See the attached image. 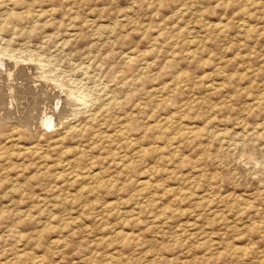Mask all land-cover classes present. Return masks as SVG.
Returning <instances> with one entry per match:
<instances>
[{
  "label": "rangeland",
  "instance_id": "1",
  "mask_svg": "<svg viewBox=\"0 0 264 264\" xmlns=\"http://www.w3.org/2000/svg\"><path fill=\"white\" fill-rule=\"evenodd\" d=\"M0 60V264H264V0H0Z\"/></svg>",
  "mask_w": 264,
  "mask_h": 264
},
{
  "label": "bare ground",
  "instance_id": "2",
  "mask_svg": "<svg viewBox=\"0 0 264 264\" xmlns=\"http://www.w3.org/2000/svg\"><path fill=\"white\" fill-rule=\"evenodd\" d=\"M242 24V23H241ZM107 27V26H106ZM99 28V27H98ZM155 41V40H154ZM153 44H154V42H153ZM192 51V50H191ZM188 53H189V51H188ZM131 57V56H130ZM0 61H2V60H0ZM2 62H4V61H2ZM8 62V61H7ZM6 62V63H7ZM18 63V62H17ZM4 65H5V67L6 66H8V65H6L5 64V62L3 63ZM8 64V63H7ZM10 65V64H9ZM28 67V66H27ZM4 68V67H3ZM13 68V67H12ZM20 68V67H19ZM11 69V68H10ZM15 69V68H14ZM18 69V68H17ZM16 69V70H17ZM24 69H25V67H24ZM18 70H21V69H18ZM8 71H10V70H8ZM7 71V72H8ZM11 72V71H10ZM13 72V71H12ZM14 74V73H13ZM9 75H11V74H9ZM16 77V76H15ZM27 79V78H26ZM6 83V82H5ZM48 83V82H47ZM8 84V83H7ZM9 84H10V82H9ZM4 85V84H3ZM14 87H16V86H14ZM36 88H38V87H36ZM17 92V91H16ZM0 94H2V92H1V90H0ZM3 95L5 96V98L6 99H8V102L11 104V105H15V101H17V99H20V98H22L23 96L22 95H24V93H13V91H9V92H4L3 93ZM3 98V97H2ZM1 98V99H2ZM59 99H58V102L60 101V103L61 102H63V99L64 98H62V97H58ZM28 99V98H27ZM38 99V98H37ZM5 100V99H4ZM33 100V99H32ZM31 100V101H32ZM4 103H5V101H3ZM7 102V101H6ZM36 102V101H35ZM34 102V104H37V103H35ZM57 102V101H56ZM18 103V102H17ZM42 103V102H41ZM50 103V102H49ZM60 103H54L55 105L53 106V107H55V108H57V104H58V106H59V108H60V106H61V104ZM24 104V103H23ZM32 104V103H31ZM60 104V105H59ZM39 105V104H38ZM4 106V105H3ZM18 106V105H17ZM21 106V105H20ZM23 106V105H22ZM28 106V105H27ZM26 106V107H27ZM30 107V106H29ZM36 107V106H35ZM10 108H11V106H10ZM24 108V107H23ZM6 109V108H5ZM4 109V110H5ZM9 109V108H8ZM14 109H16V106H15V108ZM30 109V108H29ZM9 110H11V109H9ZM22 110V109H21ZM6 111H8L7 109H6ZM17 111V110H16ZM20 111V110H19ZM53 112L54 110H53V108L52 107H43V116L42 115H40V116H42V120H41V124L42 125H45V124H51L52 126H54V124L55 123H57V117L55 116V113L53 112V118H52V121H50V119L47 117V115H49V114H47L48 112L50 113V112ZM1 112V111H0ZM3 112V111H2ZM9 112V111H8ZM21 112V111H20ZM40 112V111H39ZM38 112V113H39ZM59 112H60V110H59ZM4 113H6V112H4ZM14 113V112H13ZM23 113V112H22ZM35 113V112H34ZM0 114H2V113H0ZM8 114V113H7ZM16 114H17V112H16ZM15 114V115H16ZM25 114H27V112L25 113ZM29 114V113H28ZM47 114V115H46ZM52 114V113H51ZM57 114V113H56ZM61 114V113H60ZM9 115H11L12 116V114H9ZM14 115V116H15ZM20 115V114H19ZM32 115V114H31ZM37 115V114H36ZM23 116H24V114H23ZM50 116V115H49ZM52 116V115H51ZM28 117V116H27ZM8 118V117H7ZM22 118V117H21ZM40 118V117H39ZM51 118V117H50ZM170 118V117H169ZM4 120V119H3ZM21 120V119H20ZM26 120V119H25ZM35 120H36V117H35ZM38 120V119H37ZM170 120V119H169ZM22 121V120H21ZM26 121H28V120H26ZM36 122V121H35ZM40 122V121H39ZM26 123V122H25ZM27 124V123H26ZM39 124V123H38ZM30 125V124H29ZM198 130L196 129V132H197ZM188 132H190V134H194V132H195V130L193 129V130H189ZM197 134V133H196ZM97 172H99V171H97ZM97 172H92V174L90 175V176H93L94 177V175H97L98 173ZM146 181V180H145ZM144 180L142 181L143 183H145L146 184V182H145ZM121 234H123L122 232H120ZM119 234V233H118ZM20 256V255H19ZM18 256V257H19ZM16 258V257H15Z\"/></svg>",
  "mask_w": 264,
  "mask_h": 264
}]
</instances>
